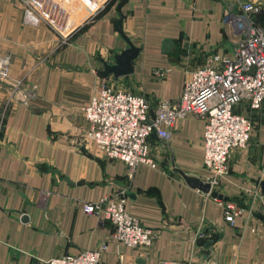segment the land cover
<instances>
[{"label": "crops", "instance_id": "0c3cea01", "mask_svg": "<svg viewBox=\"0 0 264 264\" xmlns=\"http://www.w3.org/2000/svg\"><path fill=\"white\" fill-rule=\"evenodd\" d=\"M246 1L261 7L256 21L264 26V0H109L84 14L64 41L22 0H0V56L11 55L10 71L23 80V91L11 99L9 85L0 83V264H48L101 246L100 264H264V211L254 202L264 196V106L235 109L252 129L212 186L225 200L173 171L208 180L201 119H178L167 141L152 132L156 167L139 164L129 179L125 163L106 159L85 138L89 121L81 110L104 83L144 96L150 116L158 100H177L186 69L210 54L232 53L238 35L229 23ZM123 36L139 49L134 70L103 76L102 60L114 63L113 55L128 47ZM103 196L124 198L125 210L158 232L155 241L127 246L109 222L82 211L81 203ZM218 200L240 209L233 223Z\"/></svg>", "mask_w": 264, "mask_h": 264}, {"label": "built area", "instance_id": "2783aa9c", "mask_svg": "<svg viewBox=\"0 0 264 264\" xmlns=\"http://www.w3.org/2000/svg\"><path fill=\"white\" fill-rule=\"evenodd\" d=\"M109 0H69V8L54 0H22L33 17L46 23L64 41L75 26L69 22L73 9L74 20L86 18L103 9ZM241 14L229 23L238 35L230 55H208L203 64L185 70L182 93L177 100H158L150 116V102L142 95L116 90L103 84L81 110L89 121L85 138L108 160L125 163L128 178L137 165L155 168L150 155L148 136L155 132L162 140L171 137V129L178 119L187 115L203 121V166L212 186L220 182L228 162L236 150L246 147L252 129L247 115L235 109L247 105L251 110L264 106V26L256 21L261 7L253 2L239 3ZM80 10L75 17L74 10ZM78 21V22H79ZM11 55L0 56V83L9 85V99L23 91V80L10 71ZM163 76V71H156ZM30 89L24 97L30 98ZM24 103L27 101L24 99ZM224 208L225 220L233 223L240 209L218 200ZM264 211V196L257 194L254 201ZM125 199L113 200L103 196L96 201L81 203L82 211L94 215L100 222L113 226V237L130 247L150 246L158 232L145 227L124 208ZM105 246L83 250L77 254L54 257L48 264H100ZM157 264H187L176 260H160Z\"/></svg>", "mask_w": 264, "mask_h": 264}, {"label": "water", "instance_id": "95a60500", "mask_svg": "<svg viewBox=\"0 0 264 264\" xmlns=\"http://www.w3.org/2000/svg\"><path fill=\"white\" fill-rule=\"evenodd\" d=\"M125 39L127 40L128 47L122 50L120 53H116L115 55H113L114 63H108L107 61L102 60L103 69L99 72L103 76L112 74L115 77H119L128 75L133 72L134 59L137 57L139 49L129 39H127L126 37ZM173 171L178 173L189 186L198 189L204 195H211L212 197L218 199H226L223 197L222 194L218 193L216 190H212L211 181L204 180L196 174L184 172L183 170L177 167H174ZM262 190L264 192V185H262Z\"/></svg>", "mask_w": 264, "mask_h": 264}, {"label": "rangeland", "instance_id": "374dc122", "mask_svg": "<svg viewBox=\"0 0 264 264\" xmlns=\"http://www.w3.org/2000/svg\"><path fill=\"white\" fill-rule=\"evenodd\" d=\"M65 7H68L66 4L64 5ZM73 9H75V7H73L72 9L70 8V10L68 11V9H66V11L67 12H69L70 13V18H69V22L71 23L72 21H74V25L76 26L77 24H78V21L79 20H74V18H73V15H72V11H73ZM80 10H74V15H75V17H78V18H80L79 16H76V14L79 12ZM57 32V31H56ZM72 33V32H71Z\"/></svg>", "mask_w": 264, "mask_h": 264}]
</instances>
